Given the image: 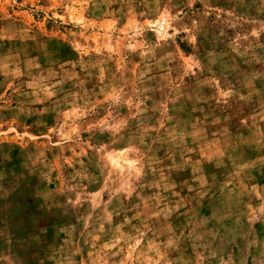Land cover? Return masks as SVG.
Returning <instances> with one entry per match:
<instances>
[{
  "label": "rangeland",
  "instance_id": "1",
  "mask_svg": "<svg viewBox=\"0 0 264 264\" xmlns=\"http://www.w3.org/2000/svg\"><path fill=\"white\" fill-rule=\"evenodd\" d=\"M0 264H264V0H0Z\"/></svg>",
  "mask_w": 264,
  "mask_h": 264
}]
</instances>
